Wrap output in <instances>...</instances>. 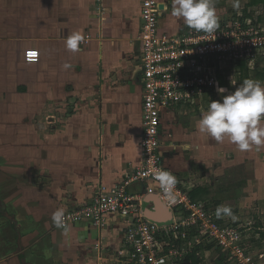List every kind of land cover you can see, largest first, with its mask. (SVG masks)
Segmentation results:
<instances>
[{
	"label": "crops",
	"instance_id": "obj_1",
	"mask_svg": "<svg viewBox=\"0 0 264 264\" xmlns=\"http://www.w3.org/2000/svg\"><path fill=\"white\" fill-rule=\"evenodd\" d=\"M36 1L42 14H36ZM155 1L162 10L160 32L177 35L189 29L172 15V0ZM142 2L0 0V130L16 132L6 139L22 150L28 148V157H23L31 162L29 178L43 181L36 186L30 180L29 187L25 176L0 172L3 184L14 179L11 193L22 198L15 210L22 216L28 212L25 218L5 212L4 224L14 225V230L5 229L6 236L0 237V264H94L95 256L96 264H121L116 254L125 224L118 216L111 215L103 229L88 222L57 227L52 216L89 203L103 187L119 185L143 161L142 68L137 64L142 53ZM213 2L218 20L246 11L245 16L264 27L263 5L252 7L250 0H239L234 8L233 0ZM39 18L40 29L33 22ZM12 29L20 35H13ZM72 33L81 36L75 52L65 47ZM261 61L255 66L243 63L248 79L264 83ZM241 75L239 85L244 81ZM227 77L229 85L223 88L229 93L236 87L231 85L233 76ZM202 106L164 112L163 164L191 188L193 202L214 211L229 207L231 215L221 214L227 222L256 212V226L245 232L242 245L252 252L248 264H264V147L240 151L227 138L217 142L201 133L198 121L206 111ZM143 188L133 185L130 190ZM5 205L10 212L12 203ZM144 212L158 223L172 219L155 196L146 198ZM200 260L199 264H225L215 250L205 251ZM226 264L237 263L226 259Z\"/></svg>",
	"mask_w": 264,
	"mask_h": 264
},
{
	"label": "built area",
	"instance_id": "obj_2",
	"mask_svg": "<svg viewBox=\"0 0 264 264\" xmlns=\"http://www.w3.org/2000/svg\"><path fill=\"white\" fill-rule=\"evenodd\" d=\"M141 6L143 161L119 185L103 187L89 203L67 210L63 227L88 222L103 229L111 215L118 216L125 224L122 247L116 254L121 264H194L193 258L201 257L198 249L204 246H212L224 263L228 259L248 264L241 224L229 223L213 209L193 202L191 188L164 166L161 129L164 112L180 108L188 112L191 107L200 108L205 98L221 94L219 77L226 79L227 69L238 68L242 62L255 66L264 56V27L237 11L220 18L214 32L189 28L171 35L159 31L162 10L158 2L143 0ZM161 171L176 178L171 195L155 178ZM133 185L144 188L132 192ZM148 196L158 197L171 211L169 223L146 217Z\"/></svg>",
	"mask_w": 264,
	"mask_h": 264
},
{
	"label": "clouds",
	"instance_id": "obj_3",
	"mask_svg": "<svg viewBox=\"0 0 264 264\" xmlns=\"http://www.w3.org/2000/svg\"><path fill=\"white\" fill-rule=\"evenodd\" d=\"M233 7H239V0H233ZM172 15L182 19L183 23L197 32H214L219 24L215 14L213 0H172ZM81 36L72 33L65 39L67 50L75 52ZM221 93L226 89L218 88ZM264 86L252 79H245L234 91L224 95L220 101H211L207 110L198 121L201 133L211 136L217 142L225 138L238 150L247 151L253 146L264 147ZM155 178L168 195L176 184V178L167 171H161ZM231 215V209L221 206L216 211ZM64 213L57 210L52 220L57 227H63Z\"/></svg>",
	"mask_w": 264,
	"mask_h": 264
},
{
	"label": "rangeland",
	"instance_id": "obj_4",
	"mask_svg": "<svg viewBox=\"0 0 264 264\" xmlns=\"http://www.w3.org/2000/svg\"><path fill=\"white\" fill-rule=\"evenodd\" d=\"M26 1L32 2V0H26ZM35 5L38 8V10H36V14H42L43 11L40 10L39 6L37 5V1L35 2ZM29 6H31V5H29ZM40 6H41V4H40ZM22 15H23L24 18H26L29 21L32 19V17H31L30 14H22ZM40 19L41 18H39L38 21H35L33 19V22L37 23V26L39 27V29L41 28V21H40ZM11 33H13V35H20L17 31L15 32V29H12V32ZM261 60L264 62V56H262V59ZM135 62H137V61H135ZM137 64L141 65V62L139 61V63H137ZM236 75H237V73H235L234 75H232L233 76V80H232L231 85H232V87L235 86L237 88L240 85L237 82L239 77L236 78L235 77ZM237 76H239V75H237ZM234 78L237 79V80L235 81ZM261 85L264 86V83H261ZM236 88H234V90ZM227 94H228L227 92H224V93L215 95L214 96L215 98L213 97L212 100H208L207 101L206 106H202V110L203 109L204 110H207L208 105L211 103V101H220V100H222L223 96L224 95H227ZM13 133L16 134L15 131H13V132L12 131H10V132L9 131L2 132V130H0V172L4 171V173H6L7 175H10V176H13V175H16V176L17 175L25 176V182H26V184L29 187H31L30 180L32 181V184H35L36 186H39L43 182L42 181V178H40V179L39 178L38 179L37 178L36 179L29 178V177H32L31 175L33 174L32 171H30V164H31V162L24 160V157L25 158L28 157V153H29V151H27L28 148L25 147L24 150H22L21 147L15 146L14 140L11 141V140L6 139V137L7 138H13ZM2 134H4L3 138H2ZM15 170H17L18 173L15 172L16 173L15 174L14 173ZM6 181H7V183H5L6 184L5 185L0 180V237L1 236H6L5 229H9L11 232H12V230H14V225L9 224V223H6V222L4 224V221L6 219L4 217L5 212L10 213L11 215H15L16 212L18 214V211L15 210V207L20 206L21 205L20 203H21V200H22V198L21 199L19 198L20 197V194H19V196L17 195V196L14 197V194L11 193V191L13 190V188L15 186L14 185L15 184L14 179H8ZM23 189L28 190L27 189V186L26 187H23ZM35 198H36V200H39V197L36 196ZM8 200L10 201V203H12V207H10V212H8V210L6 208V205H5V201H8ZM27 213L28 212L24 213L23 216L20 215V214H18V215L20 217H22V218H25L28 215ZM257 216H258V214L256 212H252L251 211V212L246 213L245 215H243L242 216L243 219L241 221H237L238 224H241V226L243 227V230H244L243 237L246 236L247 233H245V232L248 231V229L251 226H253V227L256 226V222H257V219L256 218H257ZM6 224L9 226V228L7 227ZM243 247L246 248V247H248V245L246 244V247H245V245L243 244ZM246 251H247L248 256H250V253H252V252L251 251H248V250H246ZM93 255L95 256L96 254H93ZM95 257L92 258L94 264H96L98 262L95 259Z\"/></svg>",
	"mask_w": 264,
	"mask_h": 264
},
{
	"label": "trees",
	"instance_id": "obj_5",
	"mask_svg": "<svg viewBox=\"0 0 264 264\" xmlns=\"http://www.w3.org/2000/svg\"><path fill=\"white\" fill-rule=\"evenodd\" d=\"M249 5L252 6V7L253 6H257V5H263L264 6V0H250ZM244 13L245 14H248L246 11H244ZM261 59H262V57L259 59V61ZM259 61H258V64H259ZM243 63L244 62L240 63L241 65L239 64L240 67L235 68L236 69V72H234V70H235L234 68L227 69L226 70V78L229 75H234L235 73H237V75L242 74L241 75V78L243 80L248 79L249 74H248L247 69H246V67H245V65ZM239 68H240V73H239ZM261 73L259 74L260 77L261 78H264V72H261ZM237 75H236V77H237ZM219 81H220L219 82V87H225V86H228L229 85L228 82H227V79H225V75H221L219 77ZM193 196H195V195H193ZM193 196H191V199L193 198ZM192 201H193V199H192ZM211 248H212V246H204L202 248H199L198 250L201 251L202 253H204L207 250H211ZM193 261H194V264H199L201 262L200 258H198V257H194L193 258Z\"/></svg>",
	"mask_w": 264,
	"mask_h": 264
},
{
	"label": "water",
	"instance_id": "obj_6",
	"mask_svg": "<svg viewBox=\"0 0 264 264\" xmlns=\"http://www.w3.org/2000/svg\"><path fill=\"white\" fill-rule=\"evenodd\" d=\"M11 220H14V218L11 217Z\"/></svg>",
	"mask_w": 264,
	"mask_h": 264
}]
</instances>
